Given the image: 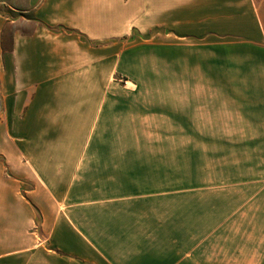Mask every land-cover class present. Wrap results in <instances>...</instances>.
<instances>
[{"label":"crops","instance_id":"crops-1","mask_svg":"<svg viewBox=\"0 0 264 264\" xmlns=\"http://www.w3.org/2000/svg\"><path fill=\"white\" fill-rule=\"evenodd\" d=\"M191 2L193 24L235 35V49L219 57L218 182L190 174L180 193L171 163L169 196L160 148L93 145L100 104L65 97L83 83L66 82L58 37L0 13V203L15 223L0 264H264V0ZM82 3L27 0V11L70 26Z\"/></svg>","mask_w":264,"mask_h":264},{"label":"rangeland","instance_id":"rangeland-1","mask_svg":"<svg viewBox=\"0 0 264 264\" xmlns=\"http://www.w3.org/2000/svg\"><path fill=\"white\" fill-rule=\"evenodd\" d=\"M82 2L70 26H46L32 8L27 11V0H14V11L0 4V13L29 19L18 27L23 34L33 30L58 37L65 51L66 82L76 77L83 83L62 86L65 97L96 99L100 104L98 121L104 127L100 125L102 133L93 145L160 148L164 196L170 194L171 163L180 193L190 174L196 186L200 180L216 185L219 57L221 51L235 49L230 41L236 36L220 32L218 26H195L196 4L187 0ZM217 8L213 2L204 10ZM3 115L0 93V121ZM165 205L164 200V210ZM4 207L0 203V258H12L14 213Z\"/></svg>","mask_w":264,"mask_h":264}]
</instances>
